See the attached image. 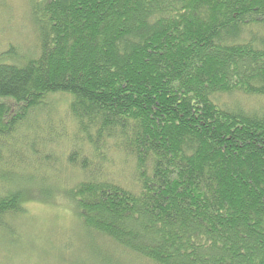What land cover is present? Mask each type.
<instances>
[{"label":"trees","instance_id":"16d2710c","mask_svg":"<svg viewBox=\"0 0 264 264\" xmlns=\"http://www.w3.org/2000/svg\"><path fill=\"white\" fill-rule=\"evenodd\" d=\"M30 9L29 54H0V227L60 197L114 264H264V0ZM27 144L38 173L12 190Z\"/></svg>","mask_w":264,"mask_h":264},{"label":"rangeland","instance_id":"374dc122","mask_svg":"<svg viewBox=\"0 0 264 264\" xmlns=\"http://www.w3.org/2000/svg\"><path fill=\"white\" fill-rule=\"evenodd\" d=\"M30 5L31 0H0V54L11 46L19 49L20 55H23V51L29 54L35 39ZM17 49L14 50L15 54ZM223 100L226 105L232 104L226 101V97ZM67 101L66 97L57 102L52 101L56 109L52 117L70 136L72 130L66 113ZM232 101L233 104L241 102L237 98ZM251 106L255 107L256 102ZM17 147L22 160L19 165L18 162L14 163L17 173L12 176V190L22 185L21 174L36 177L38 173L39 158L32 153L33 146L27 144ZM34 148L36 150V146ZM67 150L63 143L57 155L61 156ZM108 160L109 175L121 180L129 177L132 166L129 161L117 158L112 153L108 154ZM24 208L27 212L15 222L3 220L4 227L8 224L12 231L0 227V264H114L110 258L104 257L107 255L94 252L101 251L99 241L86 235L79 220L60 197L49 203L27 201ZM121 263L137 264L129 258H123Z\"/></svg>","mask_w":264,"mask_h":264}]
</instances>
